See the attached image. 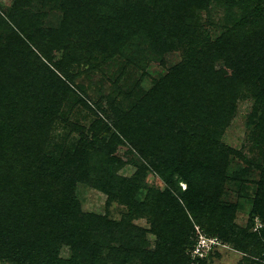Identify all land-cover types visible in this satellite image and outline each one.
Instances as JSON below:
<instances>
[{
	"label": "trees",
	"instance_id": "1",
	"mask_svg": "<svg viewBox=\"0 0 264 264\" xmlns=\"http://www.w3.org/2000/svg\"><path fill=\"white\" fill-rule=\"evenodd\" d=\"M16 1L19 3L16 6L15 2L16 7L14 6L15 9L13 8L14 11L9 17L0 20V34L8 35L7 39L0 36L6 42V49L29 42L33 38L32 33L35 40L41 39L44 33L38 28L37 22L32 24V27L25 24L24 21L29 16L23 14L26 12L21 9L22 0ZM89 1H94L95 8H106L109 13L102 15L100 23L96 25V20L89 21L81 12V9L86 10L84 1H77L72 9L80 6L81 8L73 20L67 17V21L75 24L76 30L86 39L97 40L102 44H115L113 41L119 43L127 37L126 35L135 31L152 46H156L162 54L175 48L170 45V41L179 39L181 43L185 39L186 59H194L195 64L186 61L183 68L189 71L188 67L194 65L191 68L193 70L179 75L176 72L178 68L174 69L164 81L158 82L150 93L140 99L135 106L137 108L132 109L130 114L124 111L116 112L117 122L114 128H103L106 133H111L109 140L100 137L101 122L93 123L91 132L94 133L91 139L85 137L81 127H77L80 139L75 151L62 154L51 169L32 166L36 163L29 165L35 171L32 172L29 168L28 175L15 179L21 180L19 185L23 190L13 201H6L1 194L4 190L2 185L7 180L0 181V257L17 260L19 264H93L88 259L86 263H80L74 255L82 254L81 248L85 247L82 242L87 236L84 230L79 229L80 220L87 215L81 212L76 200V186L78 183L87 184L105 192L111 200L117 199L121 204L129 206L137 188L133 182L119 179L114 171L120 166V161L114 155L116 144L128 142L137 151L140 160L146 162L150 166L148 168L157 172L169 186L161 196L163 198L160 197L161 193L155 190L149 192L150 200L155 204H159L156 196L164 201L165 209L160 215V220L154 223L156 228L160 229L164 245L157 259L151 257L144 260L143 264H205V260L228 245H234L237 251L243 252L247 264H252V261L258 258L264 261V229L250 233L248 228H238L233 218L237 206L235 209L229 208L220 202L222 188L228 181V162L231 154L235 153V150L220 142V129L234 112V98L238 96L233 93L230 97L223 92V88L235 87L246 81L245 88L248 87L251 96L259 104L255 111H258V107H264V0H155L160 1L161 10L164 9L171 16L167 19V24L153 31L146 29V17L143 14V10L149 7L150 0ZM227 2L238 5L240 21L237 19L233 28L221 37L220 43L223 44H218L216 53L209 48L213 46L210 43L206 42L205 47H198L199 41L189 40V36L180 33L185 31L182 26L187 25L189 19L196 17V10L209 9L213 3L223 6ZM18 8L21 11H18ZM149 9L152 14L160 11L155 6ZM103 13L104 11L100 12ZM190 31H194L191 26L186 32ZM123 43H120L122 47ZM230 55H233L232 59H229ZM62 56L63 58L57 60V56L46 53V57L53 62L52 65L55 64L65 71V75L68 74L65 77L68 80L70 68L64 67L63 63L68 52L65 51ZM46 71L51 72L49 67ZM198 72L203 75L207 72L215 74L214 80L217 84H213L211 80L205 81L206 87H210L208 92L205 86L199 83L196 85L195 81L189 84V77ZM54 76L64 83L58 75ZM220 76L222 78H217ZM237 77L244 79L243 82H239ZM47 86L51 87L50 93L36 95L34 88H25L26 104L20 96L4 100V104L8 102L9 112H19V116H15V127H26L21 144L27 143L26 147L34 150L28 160L34 156L38 164L44 163L42 155L48 135L46 129L59 119L60 110L57 103H62V99H59V88H54L57 85L50 81ZM205 112L210 113L212 118H206L208 115L204 117ZM8 120L9 118L0 120V131L8 129L11 125L14 127ZM169 121L171 123L167 124ZM263 125L264 122H261L259 128ZM186 132L191 133V138L184 136ZM192 134L195 137H192ZM171 142H175L172 146L175 152L165 158V150ZM13 156L11 154L10 157ZM94 157L101 159L95 163ZM5 158V153L0 151V178L10 179L17 169L10 161L7 163ZM24 166L26 165L21 167ZM241 175L243 174H236L237 177ZM262 177L260 192L253 203V212L264 224V172ZM33 180H36L41 191L31 188ZM16 182L11 181L13 185ZM181 182L187 185L184 192H178L176 189ZM37 194L48 197L45 206L40 205V201H43L42 198L36 197ZM92 218L95 226H99L98 219ZM253 222L254 218L251 225ZM196 226L209 237L217 239L219 245L204 258L193 260L183 246L187 243V246L190 244L189 250L195 248ZM182 233L188 234L189 238L181 237ZM66 246L72 250L70 260L61 258V251ZM93 255L96 256L95 251ZM81 258L84 259V255L80 256Z\"/></svg>",
	"mask_w": 264,
	"mask_h": 264
},
{
	"label": "rangeland",
	"instance_id": "2",
	"mask_svg": "<svg viewBox=\"0 0 264 264\" xmlns=\"http://www.w3.org/2000/svg\"><path fill=\"white\" fill-rule=\"evenodd\" d=\"M77 1L22 0L21 9L26 12L23 14L29 16L24 21L25 24L32 27V24L37 22L38 28L44 31L43 37L41 39L36 37L35 40L34 33L31 32L33 38L29 42L21 43L10 49H6L8 48L5 46L6 42L0 38V120L9 118L14 125V127L11 125L8 129L4 128L0 131V151L5 153L7 163L10 161L17 169L10 179L0 178V181L7 180L2 185L4 190L1 193L6 201L18 198V193L23 188L19 185L21 180L15 179L28 175L29 168L32 172L35 171L32 166L51 169L55 167V161L59 160L62 154L75 151L80 139L76 131L77 127H81L85 132V137L91 139L94 133L91 132L93 123L101 122L100 137L109 140L111 133H106L103 128H114L117 122L116 112L124 111L130 114L132 109L137 108L135 106L140 99L150 93L158 82L164 81L163 79L174 69L178 68L176 72L179 75L180 73L186 74L187 70L183 68L187 61L186 52H184L185 39L181 43L179 39L170 41V45L175 48L163 54L135 31L134 35H126L127 37L119 43L113 41L115 44L110 42L102 44L97 40L86 39L76 30L75 24L67 21V17L73 20L76 12L80 10L81 6L72 9ZM79 1H84L86 7V10L81 9V12L88 17L89 21L96 20V25L100 23L102 15L109 13L106 8H95L94 1ZM15 2H17V6L19 2L16 0H0V20L3 18L6 20V17H9L15 9ZM152 6L159 8L160 11L152 14L149 9ZM161 6L160 1L150 0L149 7L143 10L146 17V29L157 30L168 23L167 19L171 14L164 9L161 10ZM238 8L235 3L227 2L223 6L220 3H213L209 9L196 10V17L188 18L187 25L182 26L185 31L180 33L186 34V37L189 36V40L199 41L198 47H205L206 42L210 43L213 46L209 48L216 53L219 48L218 44H223L220 43L221 37L233 28L239 19ZM18 11L21 10L18 8ZM101 11L104 13L100 14ZM190 26L195 32H186ZM1 28L0 25V31ZM80 28L82 29V27ZM6 34L1 33L0 36L7 39L8 35ZM21 37L24 39L23 34ZM123 41L125 42L123 43ZM120 43H123V47ZM241 44H243L242 41ZM65 51L68 52V56L63 59V63L64 67L70 68L68 80L65 79L68 74L65 75V71L56 67L55 64L52 65L53 62L46 57L47 53L57 56L56 59L59 60L63 58L62 55ZM232 56L230 55L229 59H232ZM225 60L227 61L226 58ZM189 63L195 64L194 59ZM48 67L50 73L46 71ZM225 67L227 66L225 65ZM188 68L190 70L187 73L193 70ZM193 74L187 81L189 84L191 81H195L196 85L199 83L206 87L205 81L208 80L217 84V81L214 80L216 75L213 73L207 72L203 75L198 72ZM210 74L211 76L208 78L207 76ZM54 75L62 78L64 83ZM236 79L239 82L244 80L239 77ZM50 81L57 85L54 88H59V99H62V103L59 101L57 103L60 110L59 119L46 129L48 135L42 155L44 163L39 162L38 164L34 156L28 160L34 150L26 147L27 143L21 144L22 134L26 127H15L17 123L15 116L18 117L19 112H9L8 102L4 104V100L7 98L8 101L11 97L20 96L24 98L26 104L27 99L24 93L26 89L34 88V95L43 92L50 93L51 87L47 86ZM244 84L223 88V92L230 97L233 93L238 96L234 98V112L229 116L225 126L220 129V142L229 149L235 150L228 162L226 172L228 181L222 188L220 202L229 208L235 209L237 206L233 215L234 224L244 230L248 228L247 230L252 233L264 229L261 218H258L253 212V203L260 192V182L264 172V125L259 128V124L264 122V107H258V111H255L259 104ZM206 88L207 92L210 91V87ZM209 114L205 112L203 116L208 115L206 118H212ZM169 123L171 121L167 124ZM26 126L29 127L28 124ZM184 136L188 139L191 133L186 132ZM192 137H195L194 134ZM174 143L171 142L165 150V158H169L175 152L172 148ZM116 145L114 155L120 161V166L114 169L115 175L124 182H133L137 189L133 194V201L128 200V206L121 204L117 199L111 200L109 195L101 190L78 183L75 197L79 202L81 212L87 215V217H82L80 223L77 222L79 229L87 233L86 240L82 242L85 245L81 248L82 254L77 255L73 252L80 263H86L88 259L93 264H143L144 260L151 257L157 259L164 245L160 229L156 228L154 223L160 220V215L165 209L161 196L169 186L157 172L148 168L150 166L146 162L140 160L137 151L128 142ZM11 154L14 155L12 158ZM94 159L96 163L101 157H94ZM93 162H91L92 165ZM32 163L36 164L32 165ZM24 164L26 166L21 167ZM111 169L113 170V168ZM237 173L243 175L237 177ZM11 181L17 182L13 185ZM33 182L31 188L41 191L36 180ZM176 187L178 192H184L187 185L181 182ZM151 190L161 193V198L156 196L159 199L158 205L150 200L149 192ZM40 196L37 194L36 197L42 198L43 202L40 201V205L44 204L45 206V200L47 202L48 197L44 198L42 194ZM0 198H2L1 195ZM92 217L98 219L99 226H95ZM253 218L254 222L251 225ZM181 237L187 239L189 235L182 233ZM183 247L186 252L192 254L193 248L189 250L190 244L187 246L186 243ZM94 251L96 252L95 257ZM82 255H84V259H80ZM61 258L70 260L72 258L71 248L64 247L61 251ZM205 261V264H247L243 252L237 251L234 245L222 248ZM252 262V264H264V261L259 258ZM0 264H19V262L0 257Z\"/></svg>",
	"mask_w": 264,
	"mask_h": 264
},
{
	"label": "built area",
	"instance_id": "3",
	"mask_svg": "<svg viewBox=\"0 0 264 264\" xmlns=\"http://www.w3.org/2000/svg\"><path fill=\"white\" fill-rule=\"evenodd\" d=\"M195 230L196 245L191 254L193 260L204 258L214 247H218L219 245L217 239L206 235L198 226L195 227Z\"/></svg>",
	"mask_w": 264,
	"mask_h": 264
}]
</instances>
